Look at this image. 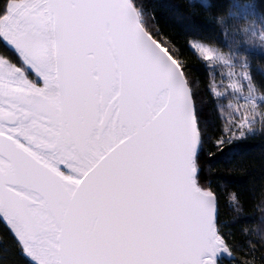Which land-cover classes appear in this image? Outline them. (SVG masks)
<instances>
[{"label":"snow or ice","instance_id":"6c2138e0","mask_svg":"<svg viewBox=\"0 0 264 264\" xmlns=\"http://www.w3.org/2000/svg\"><path fill=\"white\" fill-rule=\"evenodd\" d=\"M249 6L264 19V0ZM232 15L226 0L208 5L219 32ZM198 50L219 72L207 101L137 0H0V264H257L224 231L245 194L222 202L206 173L264 136V85L250 61L212 41ZM257 199L261 225L264 188Z\"/></svg>","mask_w":264,"mask_h":264},{"label":"trees","instance_id":"16d2710c","mask_svg":"<svg viewBox=\"0 0 264 264\" xmlns=\"http://www.w3.org/2000/svg\"><path fill=\"white\" fill-rule=\"evenodd\" d=\"M212 0H137L144 22L151 27H158L165 40L170 38L175 55L184 61L192 72L193 79L200 85L201 98L207 101L203 85L213 77L219 79V72H213L212 67H205L203 59L192 46L194 43L208 45V41L222 51L231 52L240 61H250V71L257 86L264 85V41L257 35L264 33V19L257 18L250 8V0H226L233 15L224 26L225 32H219L207 19L208 5ZM258 97L256 103L264 100V87L254 91ZM209 133L214 131L219 120L210 103L203 105ZM259 129L260 125H256ZM218 174L206 173V179L214 185H219L222 202L227 200L229 191L239 190L246 196L247 203L242 207L234 204L226 207L222 218L237 223L225 228L235 234L233 243L238 249V256L252 253L260 264L264 250L260 245L264 239V224L258 225L260 212L257 207L258 195L264 188V136L259 132L246 142H237L225 148L219 157ZM248 225V236L241 233L244 225ZM251 240V247L246 243ZM256 251L253 253L252 249ZM250 258V257H249ZM6 264H23L20 257L10 256Z\"/></svg>","mask_w":264,"mask_h":264},{"label":"rangeland","instance_id":"374dc122","mask_svg":"<svg viewBox=\"0 0 264 264\" xmlns=\"http://www.w3.org/2000/svg\"><path fill=\"white\" fill-rule=\"evenodd\" d=\"M260 32V35L258 34L257 35V38L260 40V41H264V33L263 32H261V31H259ZM199 45H205V44H202V43H198V42H196V43H194L192 46L194 47V49L197 51V53L199 54V50H198V48H199ZM205 46H207V45H205ZM202 58V57H201ZM203 59V58H202ZM211 67H215V66H211ZM223 71H224V73L226 74L227 73V69H223ZM237 71H239V69L237 68ZM219 74V73H218ZM245 83V85L247 84V81H245L244 82ZM245 92H247V89H245ZM253 96H254V98H255V102H256V100H258V97H257V95L255 94V92L253 93ZM241 103L242 104H244L245 106H246V104H245V102L244 101H241Z\"/></svg>","mask_w":264,"mask_h":264}]
</instances>
